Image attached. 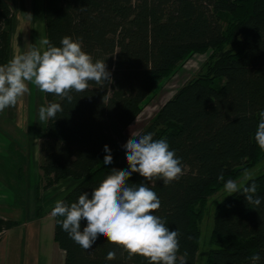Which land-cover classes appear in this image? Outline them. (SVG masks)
I'll return each instance as SVG.
<instances>
[{
  "label": "trees",
  "instance_id": "obj_1",
  "mask_svg": "<svg viewBox=\"0 0 264 264\" xmlns=\"http://www.w3.org/2000/svg\"><path fill=\"white\" fill-rule=\"evenodd\" d=\"M43 2L45 38L55 46L65 36L82 38L84 51L106 63L112 82H89L87 91L72 93L71 103L44 93L46 106L56 102L64 110L46 122L41 136L42 174L35 193L39 218L44 191L73 179L76 185L61 199L70 205L83 192L90 194L112 169H128L123 146L143 102L189 56L212 51L207 71L179 89L141 133L165 139L181 158L183 175L167 186L138 173L128 181L147 183L161 202L154 214L170 230H179L177 264H196L208 198L264 157L255 141L264 110V0ZM13 23L9 2L0 0V65L11 59ZM105 145L112 150L110 165L103 163ZM18 175L22 178V168ZM253 181L259 207L248 205L242 192L216 206L206 264H251L254 253L264 264V173L241 189ZM54 219V240L65 253V264H149L139 255L128 259L104 237L85 251L63 231V218ZM18 225L0 218V239ZM109 251L116 252L115 260L106 259Z\"/></svg>",
  "mask_w": 264,
  "mask_h": 264
},
{
  "label": "clouds",
  "instance_id": "obj_2",
  "mask_svg": "<svg viewBox=\"0 0 264 264\" xmlns=\"http://www.w3.org/2000/svg\"><path fill=\"white\" fill-rule=\"evenodd\" d=\"M40 44V48L29 46L27 51L0 65V111L16 107L26 94H30V84L71 103L72 93L87 91L89 82L98 85L112 82L106 63L94 61L92 55L84 51L82 38L74 40L65 36L60 46L42 38ZM63 110L56 102L42 105L38 111L39 120L46 123ZM255 141L264 150V110L259 112ZM123 147L128 169H112L90 194L83 192L77 202L68 205L58 200L51 216L63 218L59 221L63 231L85 251L91 250L99 237H104L108 243L127 252L130 260L139 255L149 264H177L179 230H170L165 221L154 214L161 202L147 183L130 185L128 181L133 173H138L145 181H162L167 186L183 175L181 158L170 150L165 139H154L153 133L138 135L132 132V138ZM104 152L107 154L103 163L112 164V150L108 145L104 146ZM219 179L223 180V175ZM224 190L229 195L242 192L248 205L259 207L261 204L254 181L241 189L236 181L228 180ZM82 222H86L83 228ZM116 255L115 251H109L106 259L115 260ZM249 259L251 264H259L261 256L254 253ZM180 264L186 261L180 260Z\"/></svg>",
  "mask_w": 264,
  "mask_h": 264
},
{
  "label": "rangeland",
  "instance_id": "obj_3",
  "mask_svg": "<svg viewBox=\"0 0 264 264\" xmlns=\"http://www.w3.org/2000/svg\"><path fill=\"white\" fill-rule=\"evenodd\" d=\"M42 1L43 0H32L31 2L34 10L32 11L31 9V21L33 20V25H31L27 18H24L22 23L18 22V19L14 15L11 34V59L14 55L27 51L29 46H35L37 48L41 47L40 40L45 38L44 23L43 25H40L39 23L41 9L39 7H44V2ZM41 18L43 19L42 16ZM211 56V50L205 53L193 54L181 62L170 75L162 79L152 94L143 102L141 113L127 130L128 136L132 138V132L141 135V133L151 124L161 107L173 98L179 89H181L188 81L200 75V73H205L207 71L211 65ZM29 87L31 92L30 94H26L17 104V112L22 113L25 111V126L23 129L28 132L29 136L32 133L34 162L33 159H30L31 161L27 159V150L15 154L16 148L10 149L13 159L12 163H14L13 165H15L16 162V166L18 163L19 168L21 169L22 167H26L28 161H30L27 168V185L29 186V190L27 191V187L22 184V181H25V179L18 176V178H16L18 181L17 186L16 179L10 181L13 191L8 193L7 196L9 200L6 201L7 203L3 205V203L0 202V217L6 218L7 220L15 219L20 223L17 227L4 233L0 239V264H64L65 254L56 246L54 240L55 219L50 213L52 207H54L53 203L60 199V196L65 192L63 191L65 190V187L71 189V184L64 183L63 187L60 186L56 189L58 192L62 191L60 194L54 190V193H56L54 197H48L47 200L45 198V201L43 198L42 213L45 214V218L43 219L42 216L40 218L36 216V190L35 192H31L30 190L36 188L35 185L39 183L41 177V175L39 176L37 174V167L45 145V141L41 139V136L46 123L39 120L38 111L42 105L46 106V104L44 93L39 91L34 85L30 84ZM24 103L26 104L24 105ZM6 109L0 111V124L2 123L3 126L7 125V119L10 120V118L7 117L9 116L8 113L10 107ZM27 140L29 139L27 138ZM21 141H24V139L21 138ZM12 170L16 171L17 169L12 168ZM25 172L26 171H24V174ZM262 173H264V157H262L254 167L248 169L243 175L234 179V181L242 187L250 179ZM13 176L14 174H12V177ZM4 179L5 178L0 177V180ZM230 196L231 195L224 190L223 186L208 198L206 208L202 213L199 224L201 237L196 264H206L209 243L214 228L216 206Z\"/></svg>",
  "mask_w": 264,
  "mask_h": 264
},
{
  "label": "crops",
  "instance_id": "obj_4",
  "mask_svg": "<svg viewBox=\"0 0 264 264\" xmlns=\"http://www.w3.org/2000/svg\"><path fill=\"white\" fill-rule=\"evenodd\" d=\"M7 1L9 2L12 10L14 11L13 13L16 12L14 15L18 19V22L22 23L23 19L27 18L28 21L31 23V25L34 24L33 20L31 21V18L29 19V14H31V17H32V11H34L33 6L31 4L32 0H7ZM39 8H41L40 9V22L39 23H40V25L41 24L43 25V23H44V7H39ZM31 9H32V11H31ZM41 16L43 17V19L41 18ZM25 104L26 103H24V105ZM17 108H18V105L16 107H10V111L8 113L9 116H7L10 118V120L7 119V122H6L8 126L7 125L3 126L2 123L0 124V177L5 178L4 180H0V202L3 203V205L6 204L7 203L6 201L9 200V198L7 196L8 193L13 191L11 188L10 181L18 178V176H19L18 175L19 165L17 163V166H16V162H15V165H13L14 163H12L13 159H12V153L10 152L11 151L10 149L16 148L15 154H17L18 152L19 153L25 152V150H27V152H26L27 159L28 160L33 159V144H32L33 139L31 137L32 133L29 136L28 132L23 129L25 126V123H24L25 111H23L22 113H19V112H17L18 111ZM11 120H13V121H11ZM5 121H6V119H5ZM42 134H43V131H42ZM21 138L24 139V141H21ZM27 138L29 140H27ZM15 160H16V157H15ZM30 161H28L26 167H22L23 176L25 175L24 177L22 176L23 179H25V181H22V184H24L25 187H27V191L29 190V186L27 185L28 184V181H27L28 180V169L27 168L30 164ZM33 162H34V159H33ZM40 164H41V159L39 160L38 167H37V174L39 176L41 175L40 173H42L40 170ZM12 168H15L17 170L13 171ZM24 171H26L25 174H24ZM39 171H40V173H39ZM12 174H14L13 177H12ZM64 183L71 184V189L65 187V190H63L65 192L60 196L59 200H61L63 197H65L76 185V183L73 180L67 179V180L59 183L58 185L52 187L51 189L45 191V193L43 194L44 201H45V198L47 200L48 197L49 198L54 197L56 194V193H54L55 192L54 190L58 189L60 186L63 187ZM17 184H18V181L16 179V186H17ZM37 185H35V187H37ZM35 190H36V188L35 189L33 188L30 191L35 192ZM56 192H58V190H56ZM61 192L62 191L58 192V194H60ZM46 195H48V196H46ZM55 203L56 202L53 203V206L55 205ZM50 215H51V213H50ZM42 218L43 219L45 218L44 213H42ZM2 219L7 220L6 218H2ZM8 220L18 221L15 219H8ZM56 246L59 248L57 243H56ZM62 252H64V251H62ZM64 264H65V257H64Z\"/></svg>",
  "mask_w": 264,
  "mask_h": 264
}]
</instances>
